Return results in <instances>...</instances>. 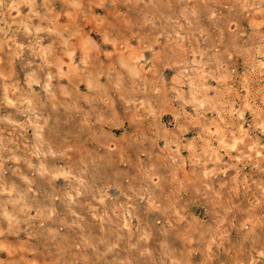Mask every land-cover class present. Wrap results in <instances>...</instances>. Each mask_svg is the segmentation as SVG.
Returning <instances> with one entry per match:
<instances>
[{
	"label": "rangeland",
	"instance_id": "obj_1",
	"mask_svg": "<svg viewBox=\"0 0 264 264\" xmlns=\"http://www.w3.org/2000/svg\"><path fill=\"white\" fill-rule=\"evenodd\" d=\"M0 264H264V0H0Z\"/></svg>",
	"mask_w": 264,
	"mask_h": 264
}]
</instances>
